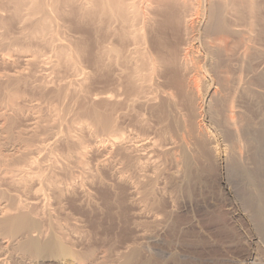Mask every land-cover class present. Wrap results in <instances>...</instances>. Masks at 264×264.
Instances as JSON below:
<instances>
[{
    "label": "bare ground",
    "instance_id": "1",
    "mask_svg": "<svg viewBox=\"0 0 264 264\" xmlns=\"http://www.w3.org/2000/svg\"><path fill=\"white\" fill-rule=\"evenodd\" d=\"M1 3L8 8L10 18L21 25L20 38L29 42L19 46V52L12 54V59L11 56L9 59L1 57L2 64L18 66L19 58H22L21 64L27 68L49 63L51 69L63 66L76 76L81 64L79 56L84 49L81 36L90 32L94 53L89 62L98 71L110 70L116 87L114 96H123L131 106L142 109L158 131L156 136L161 143L142 140L139 144L122 148L126 153L134 154L136 167L156 169L160 158H171L182 168L180 183L185 184L194 175L197 163L207 162L214 155L216 147L214 143L215 148H210L212 142L224 139L229 145V149L225 146L229 151L222 159L225 168L231 172L240 168L245 175L249 187L248 213L245 215L255 229L262 232L264 53L259 46V26L263 23L259 0H0V6ZM30 47L34 48L32 52L27 49ZM39 48L48 50L54 60H42V54L34 56L40 52ZM22 72L15 71L6 75L4 80L0 78L5 104L10 106L9 109L4 106L6 110L0 111L1 140L5 139L4 135L7 138L13 135V126H5L9 118L21 116L20 87L29 84L28 75ZM107 99L113 98L108 96ZM91 116L103 131L116 128V119L108 114L94 112ZM13 119L10 121L14 124ZM39 124L38 117L32 118L28 128L34 132ZM17 136L20 139L22 134ZM55 137L59 139V136ZM118 138L116 141L121 137ZM15 143L13 146L19 144ZM147 150L155 156L140 154ZM20 151L14 156L0 153V169L6 166L7 173L3 170L6 175L18 174L17 182L22 189L27 191L31 186L36 187L32 201H36L42 211L48 215L52 211L61 212L53 204L58 205L63 194L57 174L47 173V169L42 170L39 165L33 172L20 166L16 168V164L27 161L25 157L31 153V150L27 154L25 149V153ZM74 155L78 164L84 165L87 151L80 148ZM248 160L252 170L243 166ZM129 188L134 189L131 184ZM12 210L14 212L10 213L6 207L0 208V236H6L8 240L0 243V264H6L16 254L19 255L17 259L27 261V264H43L46 260L54 264H74L79 260L69 240L73 232L66 224L57 223L42 230L38 220L30 217L22 207L15 205ZM146 211L148 209L143 207L139 212L141 215L151 212ZM148 218L157 228L162 227L159 229L170 227L166 225L168 220L164 221L166 227L156 216L148 215ZM149 233L145 238L147 242L154 237ZM143 248V245L127 247L118 264L138 261ZM164 255L167 258V254L160 256ZM87 264L112 263L100 256Z\"/></svg>",
    "mask_w": 264,
    "mask_h": 264
},
{
    "label": "rangeland",
    "instance_id": "2",
    "mask_svg": "<svg viewBox=\"0 0 264 264\" xmlns=\"http://www.w3.org/2000/svg\"><path fill=\"white\" fill-rule=\"evenodd\" d=\"M259 2L263 17V23L259 26V46L264 53V0ZM1 6L0 78L4 80L6 75L24 71L29 84L20 87L21 116L9 118L8 122L13 119L14 124L11 121L5 124L6 128L13 126V135L7 138L3 134L5 139H0V153L14 156L20 150V153H25V149L26 154L31 150V155L25 157L27 161L19 162L23 164H16V168L20 166L33 172L39 165L42 170L47 169V173L51 171L57 174L56 177L65 187L61 185L63 194L59 198L60 203H53L61 212L52 211L48 215L36 205V201H32L36 187L27 188L30 192L22 189L17 182L18 174L14 176L12 172L6 175L4 166L5 173L2 167L0 169V208L6 207L13 213L15 205H19L30 217L38 220L42 230L48 229L49 225L66 224L73 232L69 240L79 256L74 264H87L100 256L108 263L118 264L127 247L142 245L144 248L140 258L133 264L144 261L149 264H264V228L262 232L257 231L245 215L248 213L246 200L249 187L240 168L232 172L225 168L223 160L229 145L224 139L218 138V142H212L210 148L216 147L214 155L207 162L197 163L199 169L195 166L198 171L194 169L188 183H180L182 168L171 158H160L158 161L161 163L158 162L156 169L137 168L134 154L123 150L142 140L161 143L156 136L158 131L142 109L131 106L123 96H114L116 87L110 70L98 71L89 62L94 53V40L90 32H84V36L75 35L84 38L81 44L85 49L79 56L78 62L81 61V64L76 76L63 66L51 69L49 63L27 68L21 64L22 58L17 63L19 67L2 64L1 57L9 59V56L19 52V46L29 42L20 38L23 32L19 29L21 25L10 18L6 6ZM27 49L31 52L34 50L33 47ZM39 49L41 53L34 56L40 57L42 54V60H54L48 50ZM3 95L0 88V111L6 110ZM108 96L113 99L108 100ZM6 107L9 109L10 106ZM94 112L115 118L116 130H101L91 116ZM9 115L13 116L11 113ZM30 117L39 119L35 133L28 128ZM16 133L22 134L20 139ZM115 136L121 138L116 141ZM11 141L19 144L13 146ZM80 148L87 151L84 165L78 164L74 155ZM147 151L140 154L147 156L150 152ZM243 166L253 169L249 160ZM157 174L158 177H154ZM12 177H15L14 180ZM141 207L151 212L146 211L147 215H141ZM148 215L156 216L163 225L165 220L170 221L166 224L170 227L165 230L157 228L151 224ZM155 229H159L160 234ZM148 233L160 239L153 237V241L149 239L147 242L145 238ZM5 237L0 236V243L8 241ZM163 254H167V258L160 256ZM168 254L171 256L168 257ZM18 256L16 254L8 259L6 264H27V261L17 259ZM43 264L54 262L46 260Z\"/></svg>",
    "mask_w": 264,
    "mask_h": 264
}]
</instances>
